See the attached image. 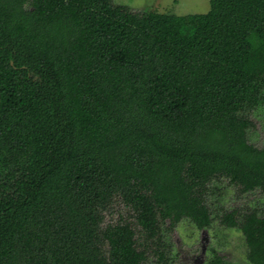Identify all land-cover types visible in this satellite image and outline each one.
<instances>
[{"label":"trees","instance_id":"1","mask_svg":"<svg viewBox=\"0 0 264 264\" xmlns=\"http://www.w3.org/2000/svg\"><path fill=\"white\" fill-rule=\"evenodd\" d=\"M257 109L264 0H0V264H173L183 219L238 229L264 264V215L207 203L219 180L264 199ZM117 201L133 221L104 225Z\"/></svg>","mask_w":264,"mask_h":264},{"label":"rangeland","instance_id":"2","mask_svg":"<svg viewBox=\"0 0 264 264\" xmlns=\"http://www.w3.org/2000/svg\"><path fill=\"white\" fill-rule=\"evenodd\" d=\"M119 4L128 5L135 11L157 10L175 14L202 13L209 9V0H114ZM254 127L248 132L249 142L264 147V111L257 109L251 113ZM210 186L217 194L210 192L207 203L212 216L220 214L223 210L240 208L243 210L257 209L264 215V199L258 191L238 195L234 186L225 180L213 182ZM129 217V211L122 203L116 202L111 210L105 212L104 225L118 221L119 217ZM134 224V223H133ZM177 259L173 264H205L211 256V250H216L226 260V264H250L246 259V247L243 236L238 229H228L221 226L214 219L209 228L199 229L188 219L181 220L170 232ZM147 264H154L153 260Z\"/></svg>","mask_w":264,"mask_h":264}]
</instances>
